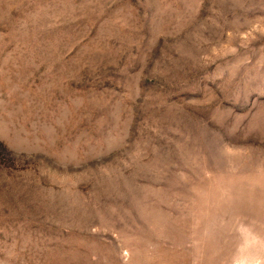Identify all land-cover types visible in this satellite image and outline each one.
<instances>
[{
  "label": "rangeland",
  "instance_id": "obj_1",
  "mask_svg": "<svg viewBox=\"0 0 264 264\" xmlns=\"http://www.w3.org/2000/svg\"><path fill=\"white\" fill-rule=\"evenodd\" d=\"M0 264H264V0H0Z\"/></svg>",
  "mask_w": 264,
  "mask_h": 264
}]
</instances>
